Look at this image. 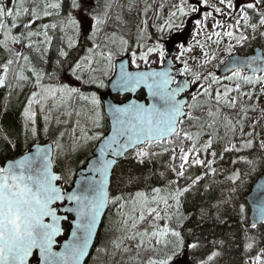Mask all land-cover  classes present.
Instances as JSON below:
<instances>
[{"label":"snow or ice","instance_id":"obj_1","mask_svg":"<svg viewBox=\"0 0 264 264\" xmlns=\"http://www.w3.org/2000/svg\"><path fill=\"white\" fill-rule=\"evenodd\" d=\"M112 6L111 0L103 9L85 0H0V89L25 94L20 126L25 141L35 144L27 154L0 164V264H87L101 217L110 207L116 209L117 235L96 249L97 256L103 253L111 261L119 254V264H184L185 251L202 247L206 239L191 227L186 235L185 222L195 215L200 222L227 223L229 207L235 211V197L249 175L238 165L257 169V160L245 155L229 157L226 170L214 165L217 158L224 162L225 154L256 146L259 121L248 132L244 122L264 96V52L245 59L233 52L257 36L264 38V0H179L171 5L157 28L161 36L182 30L191 20L193 37L205 38L178 45L174 60L179 68L167 58L160 37L142 42L147 20L135 47L105 32ZM209 19L213 23L206 31ZM195 47L199 54L185 58ZM220 53L229 59L218 58ZM126 54L130 59L117 64L116 57ZM216 61L222 75L211 67ZM94 89L117 97L140 94L144 102L105 103ZM254 97L257 104L245 103ZM260 111L264 115V108ZM41 135L51 144L42 147ZM18 143L7 134L0 137V154L14 151ZM90 144L92 158L83 165L81 179L72 182L71 190L63 188L58 182L65 177L56 174L54 163L63 160L70 178L74 157ZM259 147L264 151V139ZM165 154L171 163L167 174H158L162 186L149 183L154 171L145 175L137 169L139 175L120 176L112 191L123 162L146 166ZM217 176L223 179L218 182ZM206 177L213 178L210 184L201 183ZM216 183L226 188L215 203L189 199L191 193H208ZM252 207L256 215L250 227L256 229L264 224V182L253 189ZM237 214L244 217L243 204ZM262 244L264 238L245 231L243 264H264ZM219 254L211 251L198 264H213Z\"/></svg>","mask_w":264,"mask_h":264},{"label":"trees","instance_id":"obj_2","mask_svg":"<svg viewBox=\"0 0 264 264\" xmlns=\"http://www.w3.org/2000/svg\"><path fill=\"white\" fill-rule=\"evenodd\" d=\"M94 3H98L100 8L103 9L106 0H93ZM112 2V10H111V23L105 29V32L111 34L115 32L117 38L123 36L125 39L129 40L130 45L135 47L136 38H137V28L139 23V10L137 9L136 3L129 4L127 0H111ZM151 6L153 7L154 4L152 0H150ZM119 16V20L117 21L116 17ZM151 22H149V25ZM149 33L153 37V32L148 29ZM103 41V40H101ZM83 38H81V43H83ZM214 47V46H213ZM261 48L264 51V38L259 36L256 37L255 40H251L249 43H246L243 48H237L235 51L237 53H251L255 48ZM83 54V53H81ZM74 82V81H73ZM99 94L102 92L103 89H94ZM27 92V90H25ZM138 98L140 100L143 97L139 94ZM120 100V99H118ZM124 101L127 98L123 99ZM25 95L24 93H18L17 91H12L9 94V89L3 88L0 89V137H3L5 134L9 135L11 139H18L19 143L17 148L14 151L5 152L0 154V164L5 163L10 159L18 158L19 156L23 155L29 147H31L34 142L31 139L25 141L21 126H20V117L19 113L22 111L23 104L25 103ZM221 135L224 134V129H220ZM264 136V132L262 131L259 133V137ZM40 144H48L51 143L50 139L41 135L39 138ZM226 141V140H225ZM225 141L220 142L226 143ZM257 142V141H256ZM220 144H216L214 147L217 151L220 150ZM255 148L252 150H245L243 153H228L225 154V161L220 162L219 158H217V164L214 165L215 167L228 169L231 165L228 163L229 157H235L236 155H245L249 159H256V155L260 153V147L258 146V142L255 144ZM91 147L90 152L87 149L82 150L74 157V160L71 163L72 172L76 173L79 169L83 168V165L86 163L87 159L91 157V153L93 151V146L90 144ZM88 147V148H89ZM261 164L257 166L255 172H252L249 169V166L246 164H240L238 167L242 172H249V175L243 177L244 184L239 188L238 194L234 200V208L229 207V215L226 216L227 223L218 224L214 220H207L204 222H200L197 220L196 216L194 215L191 220L185 222V234L187 235V228L191 227L194 229L198 236L204 237L206 239L203 240V246L196 249V250H189V257L192 264H198L201 259H205L211 251L219 252V256L214 259L213 264H243V260L246 258L243 254V242H244V233L245 231L248 232L249 235H255L258 239L264 238V226L252 229L249 226V208L246 204V196L250 191V188L257 180V178L261 175L262 171L264 170V158L261 156ZM171 163L167 154L160 156L158 158H154L151 163H148L146 166L136 165V162L133 161H126L123 162L124 172L121 173L120 169H117V177L114 178V182L111 184V189L115 193L116 189V182L120 176H123L125 179L129 172H134L135 174L139 175L141 170L145 175H148L150 171H154L157 175L153 177L149 183L154 186H162L164 181L160 180L158 182V174L160 172H165L167 174L166 166ZM129 164L136 165V168H129ZM54 170L57 174L64 175V179L61 180L63 187L66 189H70L72 186V182L74 180V175L70 178L68 173L65 171V163L63 160H60L54 163ZM212 177H206L202 184H210L212 181ZM218 182L223 179L222 176H217L215 178ZM121 187H124L121 185ZM226 188L225 185H220L219 183L212 184L211 190L208 193L203 195H198L196 193L189 194V199H196L197 204L203 202L206 205L215 203L219 196L221 195V189ZM135 190V189H132ZM127 191V189H126ZM203 189H201V192ZM225 195L227 192L225 190ZM243 204L245 206V215L241 217L238 215L239 206ZM198 212V209H197ZM116 209L110 207L105 219L103 220L102 226L98 233V241L97 248H100L102 244H107L106 238L109 237V234L113 233L115 228H118L119 225L115 223L110 224L109 226L105 225V220L108 215H115ZM243 221V222H242ZM110 226L113 230H110ZM116 232V231H115ZM190 238V237H189ZM217 242L215 246L213 242ZM223 243H219V242ZM261 246H264L262 244ZM96 248V249H97ZM111 251V249H109ZM96 251V250H95ZM94 251V253H95ZM93 253V255H94ZM92 255V257H93ZM90 260L87 264H89ZM105 262V263H104ZM118 254L115 260L109 261V258L104 256L103 253L100 256H97L95 264H119Z\"/></svg>","mask_w":264,"mask_h":264},{"label":"rangeland","instance_id":"obj_3","mask_svg":"<svg viewBox=\"0 0 264 264\" xmlns=\"http://www.w3.org/2000/svg\"><path fill=\"white\" fill-rule=\"evenodd\" d=\"M86 1H88L87 3H90L92 0H86ZM127 1H128L129 4L136 3L137 9L139 10L138 14H139V18L140 19H139L138 28H137L136 41L138 39V34H139L140 30L145 28V25L143 24V21H145V20H147V22H148L147 28L144 31V40L142 41L145 44H151V43L155 42V40H152V41L148 40V37L152 36L149 33L148 29L150 31H152L153 33H155L163 41H166V40H168L171 37V35L182 33L184 28L186 27L185 26L182 30H175L174 29L171 32H167L166 31L162 36H161V33H159L157 31V28L160 25H162L164 23V21L167 19L168 12L170 10V6L175 4V3H178L179 0H152V3L154 4L153 7L151 6L150 0H127ZM246 2H248V0H246ZM210 3L216 4L217 0H210ZM162 4L164 5L163 8L160 7V5H162ZM225 11H227V10L225 9ZM156 13H159V17L158 18H157ZM185 19H187V18H185ZM149 22H151L150 25H149ZM110 23H111V19L109 20L108 25H110ZM212 23H213V21L211 19H209L207 21L208 28L206 29V31L210 30ZM191 28H192L191 36H190L189 40L187 41V43L184 44L185 47H187L189 44L195 45L196 40H200L201 42H205L204 36L193 37V35H192V33L194 31V24L193 23H192V27ZM250 33H251V31L249 30L247 35L250 36ZM104 35H105V33L102 32L101 36H100L101 40L104 39ZM258 48L259 47L255 48V49H258ZM113 50L115 51L116 49L114 48ZM254 50L251 52L252 54L254 53ZM178 51H179V48H178ZM199 52H200L199 48L195 47L192 52L185 54V58H188V57H191V56H194V55H198ZM178 54H179V52H178ZM234 54H235V50L233 52V55ZM248 54L249 53H244V54L243 53H239V55H241V56H246ZM117 58H121V57L117 56L116 59ZM218 58H222V59L227 60L229 57H227L223 53H220ZM175 62H176V64L180 65L177 61H175ZM190 63H191V61H190ZM141 66L144 67L143 64ZM153 66L156 67V65H153ZM180 67H182V65H180ZM211 67H212V69L214 71L217 72L218 69L221 67V65H218V61H216V62H213V65ZM73 83H76V82L74 81ZM245 90H249V87H246ZM259 91H260V87L257 86L256 92L259 93ZM245 103L249 104V105L257 104V101H256V99L254 97L252 101H248L247 99H245ZM261 108H264V96H260L259 102H258V106H257V110L255 112H251V111L248 112V114H247L248 119L245 120V122H244L245 123V132H248V131H252V129L249 127V125L252 122H254V121H259L257 123L256 129H255V132L258 134L257 140H256L257 142L260 141V139H264V136L259 137V133H261L262 131L264 132V115L261 114V111H260ZM224 111L228 112L229 110L225 109ZM237 118L238 117H233V119H237ZM229 136H231V133H229ZM236 136L239 137V131H237ZM225 142H227V141H225ZM90 149H91V147L87 148V151L90 152ZM207 158L211 159L210 156H208ZM115 218H116V215H111V214L108 215L106 220H105V225L109 226L110 224H112V226H114L113 223H114ZM115 235H117V233L115 231L112 234L110 233L109 237L106 238V242L110 241L112 239V237H114ZM96 258H97V252L95 251L93 257L90 258L89 264H95L96 263ZM118 258H119V261H120L119 254H118ZM125 259H127V257H125Z\"/></svg>","mask_w":264,"mask_h":264},{"label":"water","instance_id":"obj_4","mask_svg":"<svg viewBox=\"0 0 264 264\" xmlns=\"http://www.w3.org/2000/svg\"><path fill=\"white\" fill-rule=\"evenodd\" d=\"M191 25H192V23L190 21L188 23V25L186 26L183 34H181V35H174L168 42H166V52L168 54L167 55V58H172L173 59V63H174V67L175 68H179V66L174 62V57L177 54L176 46H178L179 44H184L187 41V39L190 36ZM256 51L264 52L261 48H258V49H255L254 50V53L253 54H255ZM253 54H250L248 56H241L239 54H234L233 57L240 58V59H245V58H247V57H249V56H251ZM124 59H129V56L126 55L122 59L117 60V64L121 60H124ZM161 67H166V64L163 65V66H161ZM218 74H221L222 75V73H220V69L218 71ZM101 96L104 97L105 103H107L109 100H114V98L117 97L115 93H112V94L109 95L108 92L105 93V94H102ZM137 96H138V94H136V95H133V94H125L124 96H119V97L120 98H126L127 97V98H135V99H138ZM139 101L140 102H144V100H139ZM40 145L43 147V146L50 145V143H48V144H40ZM34 147H35V144H33L31 147H29V149L30 148H34ZM28 150L24 154H27L28 153ZM18 158H20V156ZM18 158H15V159H18ZM80 179H81V170L77 171V173L75 174L74 181H78ZM261 182H264V173L262 175H260V177L255 181V183L253 184V186L250 189V192L246 196V204H247V206L249 208V218H248L249 219V226H250V223H251L253 217L256 215V213L254 212L253 207H252V193H253V189H254V187H255L256 184L261 183ZM58 183L62 186V183L60 181ZM72 187H73V184H72L70 190L72 189ZM65 206H67V204H65ZM107 211H108V209L106 210V213H107ZM106 213L101 217L102 223H103V220L105 219ZM262 225L263 224H258L257 228L261 227ZM101 226H102V224L100 226H98V229H97V232L98 233H99V230H100ZM97 238H98V235L96 237H94V241H93L94 245H95V243L97 241ZM93 248H90V254L93 251ZM89 256L86 257V261L88 260ZM181 259L184 261V264H192L191 263V260H190V257H189V250H186L185 251V253L181 257Z\"/></svg>","mask_w":264,"mask_h":264},{"label":"flooded vegetation","instance_id":"obj_5","mask_svg":"<svg viewBox=\"0 0 264 264\" xmlns=\"http://www.w3.org/2000/svg\"><path fill=\"white\" fill-rule=\"evenodd\" d=\"M6 2H7V0H6ZM85 2L87 3L88 1H85ZM91 3H93V2H91ZM171 36H172V35H171ZM170 38H171V37H170ZM170 38H169V39H170ZM169 39H168V40H169ZM168 40H167V41H168ZM167 41H166V42H167ZM166 42H165V43H166ZM52 55L54 56V54H52ZM138 95H139V94H138ZM255 144H256V142H255ZM258 146H259V141H258ZM261 156H263V158H264V151H261V150H260V153L256 155L257 162H258L257 166H258L259 164H261V160H260V159H261ZM263 173H264V170L262 171L261 175H262ZM259 177H260V176H259ZM259 177H258V178H259ZM258 178H257V179H258ZM254 183H255V182H254ZM252 186H253V185H252ZM250 189H251V188H250ZM249 192H250V191H249Z\"/></svg>","mask_w":264,"mask_h":264}]
</instances>
